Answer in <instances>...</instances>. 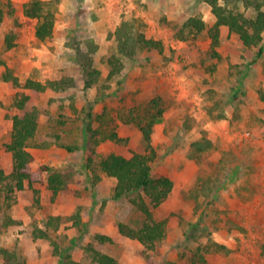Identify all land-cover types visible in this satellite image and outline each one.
I'll return each instance as SVG.
<instances>
[{
    "label": "rangeland",
    "instance_id": "374dc122",
    "mask_svg": "<svg viewBox=\"0 0 264 264\" xmlns=\"http://www.w3.org/2000/svg\"><path fill=\"white\" fill-rule=\"evenodd\" d=\"M12 1L18 8L16 16H7L0 28V60L5 63L0 64V169L5 174L13 168L6 147L18 111L13 100L21 92L30 93L2 79L6 66L21 81L67 75L74 84L34 97L41 115L28 149L33 151L31 167L41 179L20 190L11 178L0 180V250L15 252L26 264L24 241L26 250L38 238L34 230L45 228L49 215L60 214L58 228H49L50 239L39 238L49 240L53 255L57 242L58 250L70 251L83 264H98L85 246L95 241L99 229L111 230L119 222L138 227L143 220L140 210L126 197L111 198L116 179L96 166L100 179L93 183V173L85 166L90 154L86 113L91 110L96 115L106 108L108 114L92 119L91 127L114 129L125 138L101 140L95 147L96 165L98 155L116 152L129 157L145 150L139 128L123 122L120 114L142 110L153 97L162 96L166 109L153 128L157 157L152 172L170 176L174 186L152 212L167 219L166 236L156 249L127 236L126 241L116 239L98 248L119 264H264V31L261 43L249 47L235 32L220 33L217 57L209 34L216 16L205 0H45L52 2L56 21L52 37L42 41L35 35L37 19L23 13L28 0ZM224 1L228 9L247 16L256 14L257 2L264 8V0L220 3ZM191 15L201 16L206 28L178 38L175 26ZM134 16L142 19L144 34L160 40L162 46L123 57L121 73L107 81L106 57L117 49L109 33L121 20ZM90 17L100 26L94 28ZM9 31L16 33V44L8 49L4 36ZM91 39L98 45L95 52L88 48ZM260 46L263 52L258 56ZM77 48L82 50L78 58ZM84 52L93 55L101 70L100 82L91 92L83 89ZM196 141L204 147L197 149ZM43 165L64 174L66 190L53 193L50 171ZM33 188L38 189L36 195ZM76 213L81 216L79 225L73 218ZM83 223L86 230L81 232ZM4 263L8 262L0 252V264Z\"/></svg>",
    "mask_w": 264,
    "mask_h": 264
},
{
    "label": "trees",
    "instance_id": "16d2710c",
    "mask_svg": "<svg viewBox=\"0 0 264 264\" xmlns=\"http://www.w3.org/2000/svg\"><path fill=\"white\" fill-rule=\"evenodd\" d=\"M210 6L213 14L216 16L214 24L209 29L211 36V45L213 47V55L219 57L220 53L215 51V47L220 42V27L226 25L230 32L238 34L240 40L245 46H257L263 40L264 31V8L263 3H255L256 14L247 16L242 12H234L228 9L226 1L220 3V0H205ZM52 2L45 0H28L23 4V13L27 17L36 18L37 24L35 35L38 39L44 41L51 38L55 26V9ZM17 6L12 0H0V28L7 16H16ZM143 21L140 17L125 18L119 22L116 28L109 33L110 37H114L116 41V52L106 57L109 71L106 80L109 81L114 76L121 73L123 69V57L133 58L139 51L145 48H161L162 42L154 38L147 37L143 30ZM175 26V25H174ZM175 35L180 39H185L189 35H195L206 28V22L201 16L191 15L182 24L175 26ZM16 33L9 31L4 36L6 48L15 46ZM89 51L95 52L98 48L94 40H90ZM81 49L77 48L80 57ZM263 52V47L258 49V56ZM85 60L81 62L84 72L83 89L87 90L93 86H97L100 82L101 70L94 65L93 55L84 52ZM0 64H5L0 60ZM2 79L9 86H18L30 89V93L21 92L14 97L13 106L18 110L12 117V133L10 142L6 147L12 154L13 168L9 174H5L0 169V180L3 178H11V182L15 189H24L26 183L29 187L41 179L40 173L34 171L31 167L33 154L29 151L30 141L35 138L40 123L41 110L34 102L35 96H40L47 89L62 90L74 84V79L70 76H62L60 78L48 79L42 81L33 77H27L21 81L17 75L12 72L9 66H6L2 73ZM103 85V84H102ZM104 86H107L104 84ZM235 96L236 93H233ZM264 99V94L262 95ZM165 103L162 96H155L148 103L147 107L142 110L130 109L126 114H120V119L125 123L133 122L142 133L146 148L143 152L134 151L131 156L127 157L116 152H110L104 155H98L97 164L95 161L96 145L106 138L115 142L124 141L125 138L119 136L114 129L110 131H101L91 127L92 119L102 118L108 114L106 108L102 109L96 115L91 111H87L85 120V130L89 133L90 154L86 157L85 166L93 173L92 181L95 183L100 179V175L96 173L95 167L104 172L108 176L116 178V184L111 196L112 199H120L126 197L133 205L140 210L143 220L138 227H132L127 223L119 222L118 230L121 235L138 240L147 249H156L159 243L166 236L167 219H159L153 215L152 208L157 207L170 194L174 181L166 175H153V162L157 157L156 148L153 145L152 133L154 125L162 120L165 111ZM101 133L100 139H96V135ZM95 138V140H94ZM92 139L94 141H92ZM93 142V143H92ZM197 149H202L204 145L196 141ZM70 149L71 147L66 146ZM48 169V184L54 194L64 191L67 188L64 174L61 171L53 169L47 165H43V169ZM13 190V187H10ZM36 195L38 189L33 188ZM38 201V197H35ZM75 224L82 223L79 213L73 215ZM62 216L49 215L45 228L39 227L34 230L35 237H43L50 239L49 228L57 229L60 225ZM86 223L81 226V232L86 230ZM94 240L88 242L85 249L92 254V258L98 264H119L116 257L101 251L98 246L106 242H113V238L102 232L94 234ZM54 253L60 254L61 264H83L72 258L70 251L63 252L58 250L57 242L53 243ZM5 262H19L24 264L25 261H19L17 254L9 249L0 250ZM203 260V258H202ZM166 264H172L171 261Z\"/></svg>",
    "mask_w": 264,
    "mask_h": 264
},
{
    "label": "crops",
    "instance_id": "0c3cea01",
    "mask_svg": "<svg viewBox=\"0 0 264 264\" xmlns=\"http://www.w3.org/2000/svg\"><path fill=\"white\" fill-rule=\"evenodd\" d=\"M89 20L91 21V25H93L94 28H97V27L100 26V25H98L100 23H98L96 20H94V17H90ZM97 32H99V31L97 30ZM99 33L94 35V38L96 40H98L97 37H98ZM107 33L108 32L105 33L102 30V33H100V34L106 35ZM220 33H221V35L228 34L229 33L228 26L221 25ZM93 87H95V86H93ZM93 87L89 88L87 91L88 92H91L90 90H92ZM28 90H30V89H28ZM29 151L33 154V151L32 150L29 149ZM111 177L112 178H115L113 176H111ZM78 202H80V201H77V203ZM56 212L57 211H52V213H54V214ZM68 212H70V211H64L63 213H68ZM22 218L25 221V213H23V212H22ZM24 224H25V222L23 223V225ZM98 232H102V233H105L107 235H110L113 238V240L121 239L123 241H126L125 238H127L124 235H121L119 233L118 227H116V226L113 229L111 228V230L109 228H106L105 227L103 229H99ZM49 245H50L49 240L46 241L45 239L38 237L37 240L33 241V244H31L29 247H26V250H27L26 251L25 250V241H24V244H23V254H24V257H25V254L27 255L26 264H58V262L61 260L60 254H54L53 255V253L51 251V247H49ZM38 247H40V249ZM73 259L79 261V259H76L75 254L73 255ZM4 264H12V263H4Z\"/></svg>",
    "mask_w": 264,
    "mask_h": 264
}]
</instances>
